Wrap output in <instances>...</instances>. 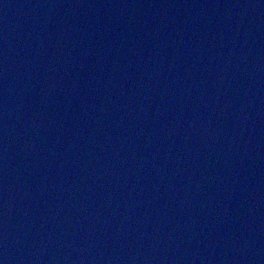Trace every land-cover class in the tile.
<instances>
[{
	"label": "water",
	"instance_id": "obj_1",
	"mask_svg": "<svg viewBox=\"0 0 264 264\" xmlns=\"http://www.w3.org/2000/svg\"><path fill=\"white\" fill-rule=\"evenodd\" d=\"M0 264H264V0H0Z\"/></svg>",
	"mask_w": 264,
	"mask_h": 264
}]
</instances>
